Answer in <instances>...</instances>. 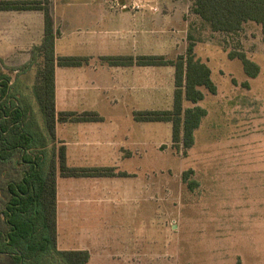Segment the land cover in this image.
<instances>
[{
    "label": "rangeland",
    "instance_id": "1",
    "mask_svg": "<svg viewBox=\"0 0 264 264\" xmlns=\"http://www.w3.org/2000/svg\"><path fill=\"white\" fill-rule=\"evenodd\" d=\"M190 4L191 0H163L153 10L163 19L161 32L153 33L162 34L156 49L169 60L184 53L191 35L195 56L211 68L216 92L202 87V100L183 103L206 109L193 144L173 146L170 122H137L124 116L121 124L133 126L137 133L141 128L147 140L146 145L133 144L117 153L122 166L115 171L126 170L128 176L79 183L57 177L58 247L87 249L88 264H264L263 34L254 21L245 22L235 34L211 31ZM10 39L0 32V64L41 124L32 94L41 58L32 54V47L30 53H22ZM237 50L259 65L255 77L244 72L238 58H229L228 53ZM96 66L94 79L101 87L97 85L94 94L123 99L113 104L115 110L171 108L173 66L148 67L134 75ZM76 74L71 73L69 81H79ZM65 79L59 72V99ZM133 79L148 81L140 102H132L131 90L123 87V81ZM17 158L0 160V230L7 228L1 215L6 185L23 170ZM0 264L14 263L0 253Z\"/></svg>",
    "mask_w": 264,
    "mask_h": 264
},
{
    "label": "trees",
    "instance_id": "2",
    "mask_svg": "<svg viewBox=\"0 0 264 264\" xmlns=\"http://www.w3.org/2000/svg\"><path fill=\"white\" fill-rule=\"evenodd\" d=\"M0 10H40L43 13L42 39L32 48V54L41 58L32 84L41 124L28 110L29 103L18 88L13 87L10 74L0 64V160H11L18 155L17 162L23 167L21 176L6 185L8 197L1 215L7 228L0 230V253L7 255L14 264H88L90 253L87 249L58 247L57 177L124 176L128 173L105 166H70L65 146H56L58 121H99L102 116L95 110L56 108V66H78L86 58L56 55L57 31L53 26L50 0H0ZM190 10L211 31L225 34L238 33L245 22L254 21L260 25L264 38V0H191ZM194 46L195 40L189 35L184 53L178 54L175 60L163 54L103 57L109 65L173 66L171 108L134 110L133 116L137 121L170 122L172 145L177 148L193 144L194 130L206 114V109L200 105L184 107V101L197 103L202 100V87L216 92L211 68L195 56ZM228 56L238 58L248 76L258 74L259 65L244 51H230ZM17 91L20 96L15 93Z\"/></svg>",
    "mask_w": 264,
    "mask_h": 264
},
{
    "label": "crops",
    "instance_id": "3",
    "mask_svg": "<svg viewBox=\"0 0 264 264\" xmlns=\"http://www.w3.org/2000/svg\"><path fill=\"white\" fill-rule=\"evenodd\" d=\"M163 0H50V12L54 29L55 53L59 56H81L86 60L78 66H56L55 99L57 110H95L101 116L99 121H58L55 126L57 145L66 148L67 164L70 166H105L119 167L122 163L117 153L131 145H146V138L121 124L122 118L132 116L133 112L115 110L113 104L124 102L123 99L94 94L100 86L95 81V71L100 65L105 70L126 71L134 75L148 67L142 65H109L103 58L110 55L163 54L156 49L162 43L161 32L163 19L156 10ZM132 9V10H131ZM134 9V10H133ZM0 32L11 37L10 44L16 43L20 51L30 53L31 47L41 42L43 34V13L40 10H0ZM155 43V45H153ZM162 46V45H160ZM157 67V66H156ZM64 73L63 91L59 99L58 73ZM76 72L79 81H69L70 74ZM72 82H76L75 92ZM123 87L131 91L132 102H140L146 95L148 81H123ZM99 85V86H97ZM107 86V85H105ZM101 87V86H100ZM104 87V86H103ZM113 90V89H112ZM60 100V101H59ZM65 104L59 107L58 104ZM71 104L79 105L73 107ZM108 104V109L100 105ZM70 105V106H69ZM134 111V110H133ZM137 121V120H135ZM142 122V121H137ZM147 122V121H144ZM129 134H128V132ZM136 134V137L133 135ZM129 160V161H128ZM130 156L125 157L129 163ZM141 165V164H140ZM115 169V168H114ZM126 171V170H116ZM128 176L130 173L126 171ZM61 177V176H59ZM110 177V176H102ZM101 177V178H102ZM112 177V176H111ZM68 182H78L99 177H62ZM68 186V183H65ZM69 240V237H67ZM58 202H57V244ZM67 243H73L69 241ZM69 249V248H60Z\"/></svg>",
    "mask_w": 264,
    "mask_h": 264
}]
</instances>
